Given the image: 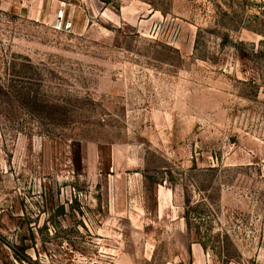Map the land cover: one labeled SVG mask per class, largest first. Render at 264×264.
<instances>
[{
    "label": "rangeland",
    "instance_id": "374dc122",
    "mask_svg": "<svg viewBox=\"0 0 264 264\" xmlns=\"http://www.w3.org/2000/svg\"><path fill=\"white\" fill-rule=\"evenodd\" d=\"M36 1L0 10V264H264V0Z\"/></svg>",
    "mask_w": 264,
    "mask_h": 264
},
{
    "label": "trees",
    "instance_id": "16d2710c",
    "mask_svg": "<svg viewBox=\"0 0 264 264\" xmlns=\"http://www.w3.org/2000/svg\"><path fill=\"white\" fill-rule=\"evenodd\" d=\"M100 4H102L105 7H113L115 9H119L120 5H123L125 1L127 0H98ZM145 4H148L152 7L153 10H158V8L161 6V0H138ZM202 208V207H201ZM199 205L191 206L188 203H185L184 208V221L186 225L187 232L190 234L195 235L197 240H199V244L203 249L207 248V244L200 241L201 239V228L198 225V223H194L196 221H193L192 215H199L202 209ZM220 254V253H219Z\"/></svg>",
    "mask_w": 264,
    "mask_h": 264
},
{
    "label": "crops",
    "instance_id": "0c3cea01",
    "mask_svg": "<svg viewBox=\"0 0 264 264\" xmlns=\"http://www.w3.org/2000/svg\"><path fill=\"white\" fill-rule=\"evenodd\" d=\"M36 4V10L35 15L37 16V20L40 21V18H48L49 20L54 19L55 17H52V14L56 13L57 10L61 9V6L50 4L48 2H44L43 0H38L35 2ZM45 3V5H44ZM0 10L2 11H12V12H22L24 11L23 7L20 5L19 7H16L13 5V3H8L7 0H0ZM65 11V10H64ZM74 26V25H73Z\"/></svg>",
    "mask_w": 264,
    "mask_h": 264
},
{
    "label": "built area",
    "instance_id": "2783aa9c",
    "mask_svg": "<svg viewBox=\"0 0 264 264\" xmlns=\"http://www.w3.org/2000/svg\"><path fill=\"white\" fill-rule=\"evenodd\" d=\"M57 25L60 30H69L72 26L71 22L64 21V13L62 12L57 20Z\"/></svg>",
    "mask_w": 264,
    "mask_h": 264
}]
</instances>
